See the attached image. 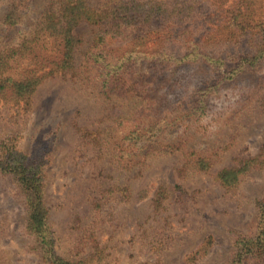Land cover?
Returning a JSON list of instances; mask_svg holds the SVG:
<instances>
[{
	"label": "rangeland",
	"instance_id": "obj_1",
	"mask_svg": "<svg viewBox=\"0 0 264 264\" xmlns=\"http://www.w3.org/2000/svg\"><path fill=\"white\" fill-rule=\"evenodd\" d=\"M5 1L0 0V34L13 43L35 27L50 0H29L11 29L3 23ZM109 1L87 0L93 7ZM224 2L207 0L206 7L215 14L232 4L228 10L234 7L230 11L245 19H264V0ZM223 25L203 36L205 52L216 59L171 69L177 76L192 75L196 86L205 88L186 92L180 106L155 92L150 93L155 102L135 93L103 95L88 75L89 53L100 47L98 27L84 21L73 30L80 45L72 70L45 78L29 106L0 97V141L13 139L19 152L45 165V204L57 255L73 256L81 234L77 227L83 225L94 228L103 251L99 261L93 252V264H227L237 239L256 235L264 198V53L258 52L255 30L239 40L237 29L232 36ZM112 42L103 49L111 59L154 48L120 38ZM208 95L223 108L214 118L200 112ZM158 108L154 130L159 131L137 136L135 126L148 121L147 113L155 117ZM141 110L145 115L138 120ZM247 159L256 163L238 184L223 185L218 174ZM203 160L208 169L198 165ZM97 200L104 204L101 217L94 212ZM26 221L18 184L0 173V264H42Z\"/></svg>",
	"mask_w": 264,
	"mask_h": 264
},
{
	"label": "trees",
	"instance_id": "obj_2",
	"mask_svg": "<svg viewBox=\"0 0 264 264\" xmlns=\"http://www.w3.org/2000/svg\"><path fill=\"white\" fill-rule=\"evenodd\" d=\"M28 1H5L7 8L3 23L7 29L18 26ZM206 2L172 0L169 4L162 0H110L105 7H93L87 0H50L35 27L20 36L17 42L5 43L0 34V97L9 95L29 106L33 93L45 78L72 70L74 50L80 45V38L74 35L73 30L84 21L98 27L100 47L89 53L88 75L95 80L103 95L135 93L144 102L146 99L155 102L153 97L150 98V93L155 92L160 93L166 103L180 106L186 100L183 96L186 92L191 95L205 93V88L197 87L195 78L190 74L177 76L170 71L186 63L198 62L201 58L203 61L216 59L204 50L208 45H204L203 36L211 27L224 24L223 27L229 29L232 36V30L237 29L240 32L239 40L247 36L249 29H253L259 38L258 52L260 55L264 53V19L258 21L253 16L245 19L230 11L234 7L228 10L232 4L226 7L222 5L217 13L212 14ZM233 2L245 5V0ZM119 38L131 40L134 47L150 43L154 48L149 54L130 51L122 58L111 59L103 49L112 46V41ZM247 56L244 55L242 60ZM218 64L224 62L218 61ZM145 66L147 69H144ZM200 109L202 117L214 118L223 108L217 100H209L208 95ZM161 112L158 108L155 117L152 112L147 113L148 121H139L135 126L139 128L137 136L150 138L153 132L157 133L159 130L154 129ZM144 115L142 110L136 111L138 120ZM5 141H0V173L12 177L24 196L26 228L33 237V248L40 255L41 263L93 264V252H98L96 257L98 261L101 260L103 251L90 225L77 227L81 234L72 257L56 254V239L45 204V165L39 159L32 161L19 152L13 139H8L7 143ZM255 163V159L243 160L240 167L224 169L218 177L223 185L235 186ZM198 165L202 169L209 167L205 160L199 161ZM103 205L101 200L94 205V212L99 217L103 215ZM259 207L261 220L256 235L252 238L239 237L234 257L227 264H246L250 259L255 264H264V198L259 202Z\"/></svg>",
	"mask_w": 264,
	"mask_h": 264
}]
</instances>
